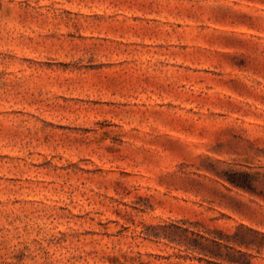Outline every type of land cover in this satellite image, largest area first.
Instances as JSON below:
<instances>
[{
  "label": "rangeland",
  "instance_id": "1",
  "mask_svg": "<svg viewBox=\"0 0 264 264\" xmlns=\"http://www.w3.org/2000/svg\"><path fill=\"white\" fill-rule=\"evenodd\" d=\"M0 264H264V0H0Z\"/></svg>",
  "mask_w": 264,
  "mask_h": 264
}]
</instances>
